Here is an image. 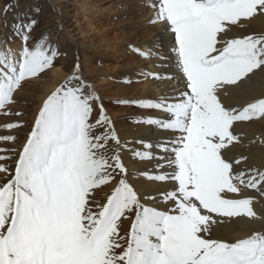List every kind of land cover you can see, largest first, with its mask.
Wrapping results in <instances>:
<instances>
[{"label": "snow or ice", "instance_id": "1", "mask_svg": "<svg viewBox=\"0 0 264 264\" xmlns=\"http://www.w3.org/2000/svg\"><path fill=\"white\" fill-rule=\"evenodd\" d=\"M149 6V22L174 37L176 72L141 75L177 86L157 100L118 103L162 112L137 122L172 137L135 141L143 150L122 144L77 62L43 100L14 168L0 163V264H264V228L248 227L264 215L254 209L256 197L245 195L252 190L264 198V170L240 169L247 157L226 155L242 142L235 131L240 122L264 119V87L252 94V85L264 82V32L234 31L264 16V0H153ZM37 24L29 19L14 25L19 48L0 50V110L16 103L24 83L54 67L58 49L32 36ZM98 127L104 131L94 135ZM109 142L115 145L110 155ZM122 150L155 161L154 170L138 172L149 183L172 182L171 189H157L162 208L149 203L157 195L129 182ZM114 181L98 201L96 191ZM125 222L130 226L122 235ZM237 227L246 234L230 239Z\"/></svg>", "mask_w": 264, "mask_h": 264}, {"label": "rangeland", "instance_id": "2", "mask_svg": "<svg viewBox=\"0 0 264 264\" xmlns=\"http://www.w3.org/2000/svg\"><path fill=\"white\" fill-rule=\"evenodd\" d=\"M142 0H0V50L7 47L18 49L20 41L14 36L13 26L35 19L38 24L32 33L37 40L47 39L58 49L54 67L39 78L23 84L15 93L16 103L0 110V137L12 135L14 142L0 140V155L11 159L0 161L10 170L14 168L17 153L25 142L43 100L60 86L74 71L78 62L80 74L100 97L108 116L116 127L132 126L140 117L147 118L151 109L134 104L118 103L121 100H148L140 98L141 79L145 64L133 53L138 41L147 39L151 23L141 5ZM8 7L5 14L3 9ZM39 11H36V10ZM101 9V10H100ZM7 42V43H5ZM30 42L29 46H32ZM131 81L126 83L125 81ZM149 97V96H147ZM91 116L98 119V107ZM8 114H5V113ZM16 113H20L17 115ZM8 123L23 125L17 129H6ZM103 127L93 130L100 134ZM115 147L109 142V155ZM12 149H16L13 152ZM5 174L0 173V182ZM116 176V181L119 180ZM112 184L96 191V199L103 202L110 194ZM125 226L121 228V233ZM127 229V228H126ZM125 229V230H126ZM126 234V233H125Z\"/></svg>", "mask_w": 264, "mask_h": 264}, {"label": "bare ground", "instance_id": "3", "mask_svg": "<svg viewBox=\"0 0 264 264\" xmlns=\"http://www.w3.org/2000/svg\"><path fill=\"white\" fill-rule=\"evenodd\" d=\"M153 0H142L141 5L144 11L147 12L146 16L153 18V10L149 6ZM101 10V9H100ZM150 31L147 35V39L143 41H138L134 44L133 53L137 52L135 49H140L143 52L153 51L163 56L164 59H159L156 54H153L151 58H143L141 60L145 64V73L148 72H158L162 76L165 74L172 75L176 72L175 67V52L172 50L174 45V37L171 36L170 30L165 31L162 24L156 23L152 24L149 28ZM237 34H259L264 32V16H258L257 18L246 23L243 28L234 29ZM138 57H141L137 54ZM142 88H140L141 95L140 98L148 100H157L162 95L170 96L173 94V90L176 88V83L173 80L165 79L153 80L151 77H142L141 79ZM256 91L253 95H259V91L264 87V82L259 79L255 84L252 85ZM149 96V97H147ZM232 101H226V103H231ZM244 101L241 100L242 104ZM163 116L162 112L151 109L150 115L148 117H160ZM142 117L139 118V120ZM144 118V117H143ZM116 133L118 134L122 144H127L130 149L143 150L141 145L136 144L137 140H144L146 142L155 143L161 138H171L172 133L168 131H163L154 125H147L141 122H136L132 126H126L125 128L116 127ZM236 133L241 136L242 142L232 148L231 152L226 153L233 158H237L240 155L247 157V161L242 163L239 168H256L259 170H264V119H254L251 122H240L236 128ZM121 156L125 166L129 171V182L133 183L138 191L148 192L150 194L157 195V200L155 202H149L152 206L163 207L160 203L159 191H164L171 189L172 182L161 183H149L143 177L138 175L140 171H151L154 170L155 161H140L139 159H134L130 151L122 150ZM166 171H171V169H166ZM245 195H251L256 197L254 203V209L258 214L264 215V198H260L259 194L255 191L249 190ZM125 229L128 228L129 222H125L122 226ZM248 227L253 229L264 228V219L257 220L250 224ZM125 229L122 231V235L125 234ZM246 234L245 228L237 227L230 234V239H235L242 237Z\"/></svg>", "mask_w": 264, "mask_h": 264}]
</instances>
